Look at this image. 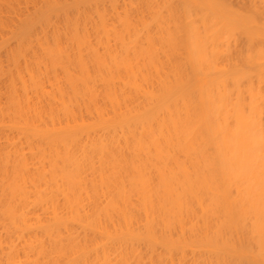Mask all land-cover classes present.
<instances>
[{
  "label": "bare ground",
  "instance_id": "1",
  "mask_svg": "<svg viewBox=\"0 0 264 264\" xmlns=\"http://www.w3.org/2000/svg\"><path fill=\"white\" fill-rule=\"evenodd\" d=\"M0 264H264V0H0Z\"/></svg>",
  "mask_w": 264,
  "mask_h": 264
}]
</instances>
